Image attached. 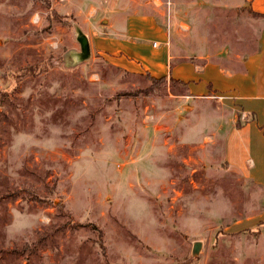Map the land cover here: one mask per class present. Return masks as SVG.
<instances>
[{
    "label": "rangeland",
    "instance_id": "374dc122",
    "mask_svg": "<svg viewBox=\"0 0 264 264\" xmlns=\"http://www.w3.org/2000/svg\"><path fill=\"white\" fill-rule=\"evenodd\" d=\"M138 16L228 69L264 25L246 0H0V264H264V183L226 157L240 110L141 73L165 70L124 42ZM69 19L93 43L76 68Z\"/></svg>",
    "mask_w": 264,
    "mask_h": 264
},
{
    "label": "crops",
    "instance_id": "0c3cea01",
    "mask_svg": "<svg viewBox=\"0 0 264 264\" xmlns=\"http://www.w3.org/2000/svg\"><path fill=\"white\" fill-rule=\"evenodd\" d=\"M246 1L252 11L264 16V0ZM121 32L131 53L135 51L141 56H147L165 70L163 75L156 76L149 70L141 73H149L156 78L167 77L184 88L187 98L217 99L240 110L242 121L231 130L227 138V161L235 173L256 184H263L254 175L258 171L252 157V148L253 134H256L261 146L264 145V25L257 51L244 56L236 63V67L230 69L220 61L204 58L201 61L176 59L171 53L170 36L154 17H129L127 26ZM154 43L158 44L157 47H154ZM100 51L107 53L111 59L114 56L108 50Z\"/></svg>",
    "mask_w": 264,
    "mask_h": 264
},
{
    "label": "water",
    "instance_id": "95a60500",
    "mask_svg": "<svg viewBox=\"0 0 264 264\" xmlns=\"http://www.w3.org/2000/svg\"><path fill=\"white\" fill-rule=\"evenodd\" d=\"M73 26V34L79 49L67 51L61 58L60 62L64 63L66 68H76L79 65L92 61L93 52L90 35L73 19L68 20ZM59 201H56V203ZM206 248L205 240H195L192 242L191 257L197 259L201 257Z\"/></svg>",
    "mask_w": 264,
    "mask_h": 264
},
{
    "label": "trees",
    "instance_id": "16d2710c",
    "mask_svg": "<svg viewBox=\"0 0 264 264\" xmlns=\"http://www.w3.org/2000/svg\"><path fill=\"white\" fill-rule=\"evenodd\" d=\"M23 71H24V73H30L31 71H30V68H24L23 69ZM166 77H162V79H165ZM36 243V242H35Z\"/></svg>",
    "mask_w": 264,
    "mask_h": 264
},
{
    "label": "built area",
    "instance_id": "2783aa9c",
    "mask_svg": "<svg viewBox=\"0 0 264 264\" xmlns=\"http://www.w3.org/2000/svg\"><path fill=\"white\" fill-rule=\"evenodd\" d=\"M153 45H154V47H157L158 44L157 43H154ZM243 119H244V117H243Z\"/></svg>",
    "mask_w": 264,
    "mask_h": 264
}]
</instances>
